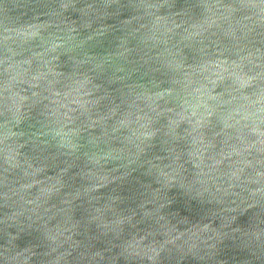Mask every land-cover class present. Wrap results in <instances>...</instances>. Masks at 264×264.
Wrapping results in <instances>:
<instances>
[{"label": "water", "instance_id": "obj_1", "mask_svg": "<svg viewBox=\"0 0 264 264\" xmlns=\"http://www.w3.org/2000/svg\"><path fill=\"white\" fill-rule=\"evenodd\" d=\"M260 116L264 0H0V264H264Z\"/></svg>", "mask_w": 264, "mask_h": 264}, {"label": "clouds", "instance_id": "obj_2", "mask_svg": "<svg viewBox=\"0 0 264 264\" xmlns=\"http://www.w3.org/2000/svg\"><path fill=\"white\" fill-rule=\"evenodd\" d=\"M210 8H219L220 5H209ZM220 19H224V17H220ZM216 21L213 20L208 24V27H211L213 24H215ZM204 29H202L203 31ZM199 34V33H197ZM58 47H61V45H58L55 42H52L49 47L45 50L44 53L38 54V58H42L43 56H46L50 52H55ZM222 55L223 53L220 52ZM215 55V53H213ZM260 59V57H257ZM45 64L48 63L47 60L43 61ZM13 65H9L11 67ZM227 67V66H226ZM7 70V69H6ZM257 76L259 77L260 74L258 73ZM187 84V82H186ZM188 85V84H187ZM191 92L188 93L189 96L195 97L196 92L193 91L194 88H197V85L193 84ZM6 92L8 91V86L6 85L5 88ZM201 92V95L197 98L195 101V108L193 107V103H187L186 107L190 111L191 117H197L200 120H205L207 116H211L213 113V109L215 106H217L218 101L215 97H212L208 94L207 91L198 89ZM257 112L260 113V110L257 109ZM241 113L237 112L233 115L232 119L234 121L235 125L240 124V119H237L236 117L240 116ZM244 119V117H242ZM264 119V117L260 116V120ZM261 136H264V133H260ZM222 179L218 173H215V166H208L207 171H201L200 175L197 177L196 180L192 182L191 187L193 190L197 192L199 195L208 194L210 197L215 198L218 202L222 200L223 197L228 195H238V193L232 192V188L234 185L229 184L228 187H222ZM257 183H260L257 181ZM251 195L259 196L260 199H264V183H260V187L255 189ZM234 202V201H233ZM258 202V201H257ZM232 211H235V209H231ZM234 219V217H233ZM199 231L205 232L207 231V227L200 229ZM184 234L180 233L179 235L171 237L168 243H175L176 240H179ZM195 235V233H193ZM191 239V236L189 237ZM155 251V250H154Z\"/></svg>", "mask_w": 264, "mask_h": 264}]
</instances>
